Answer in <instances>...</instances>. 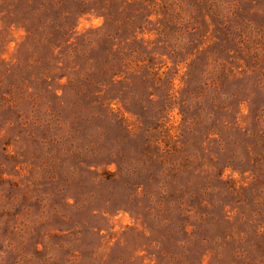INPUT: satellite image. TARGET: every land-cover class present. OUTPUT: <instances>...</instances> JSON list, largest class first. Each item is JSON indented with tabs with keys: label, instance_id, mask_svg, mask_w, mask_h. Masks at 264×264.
I'll list each match as a JSON object with an SVG mask.
<instances>
[{
	"label": "rangeland",
	"instance_id": "rangeland-1",
	"mask_svg": "<svg viewBox=\"0 0 264 264\" xmlns=\"http://www.w3.org/2000/svg\"><path fill=\"white\" fill-rule=\"evenodd\" d=\"M0 264H264V0H0Z\"/></svg>",
	"mask_w": 264,
	"mask_h": 264
},
{
	"label": "trees",
	"instance_id": "trees-1",
	"mask_svg": "<svg viewBox=\"0 0 264 264\" xmlns=\"http://www.w3.org/2000/svg\"><path fill=\"white\" fill-rule=\"evenodd\" d=\"M129 2V1H128ZM86 5H85V3H83V7H85ZM104 11H105V9H104ZM80 12H81V16L79 17V18H81V17H83L84 15H86V12H84V8H81V10H80ZM106 20L107 21H109V16H106ZM31 34V33H30ZM61 33H59V35H60ZM71 34H73V28H68L67 30H65V32H63V34H61V37H65V38H68V35H71ZM69 39H70V36H69ZM66 43V46H68V45H72L71 43H70V40H66L65 42H64V44ZM52 47V46H51ZM59 47V46H58ZM73 48V47H72ZM69 49H71V46H69Z\"/></svg>",
	"mask_w": 264,
	"mask_h": 264
}]
</instances>
